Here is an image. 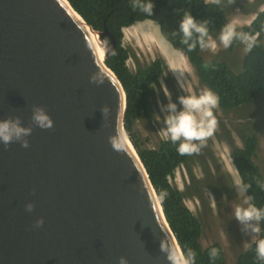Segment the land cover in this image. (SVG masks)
<instances>
[{"label":"water","instance_id":"obj_1","mask_svg":"<svg viewBox=\"0 0 264 264\" xmlns=\"http://www.w3.org/2000/svg\"><path fill=\"white\" fill-rule=\"evenodd\" d=\"M105 36L114 49L68 0H0V120L33 128L27 148L0 144V264H168L162 246L183 253L125 130ZM34 106L51 129L32 123Z\"/></svg>","mask_w":264,"mask_h":264},{"label":"trees","instance_id":"obj_2","mask_svg":"<svg viewBox=\"0 0 264 264\" xmlns=\"http://www.w3.org/2000/svg\"><path fill=\"white\" fill-rule=\"evenodd\" d=\"M72 7L97 32H105V28L112 33L116 40V55L109 54L106 65L115 73L124 87L127 96V108L124 118L125 130L144 164L159 198L161 200L166 220L174 233L183 253L192 250L195 253L196 264H226L225 251L221 243L214 242L208 246L201 243L207 216H212L210 208H206L203 215L194 214L184 203L183 192L171 183L176 170L185 165L189 156H180L175 145L164 139L155 148L147 147L135 133V124L147 118L150 114V99L153 95L154 83L158 82L164 73L165 59L158 57L145 68L133 72L128 61L130 54L123 45L125 28L146 20L160 24V33L171 46L182 52L194 67L200 81L212 89L219 96V108L224 112L243 105L257 103L259 95L264 92V45L259 43L248 52L241 61V56L233 47L224 56L214 53L213 59L208 60L197 47L188 52L180 42L177 32L178 24L186 10L199 19H208L209 28L213 36L228 21L229 13L236 4L205 3V0H153L154 15L147 17L143 13L133 11L130 0H68ZM241 30L262 32L264 30V16L261 14L251 27ZM177 32L176 35H173ZM110 43V37L105 36ZM242 146L234 147L231 153L232 162L238 172L241 184L249 185L248 195L253 197L257 207H264V175L256 163L259 149V139L256 135H243ZM221 193L217 194L220 195ZM230 195V193L228 192ZM220 204V203H219ZM259 238H264V223L261 224ZM218 250L215 259H210L209 251ZM236 264H259L256 260L255 243L239 251Z\"/></svg>","mask_w":264,"mask_h":264},{"label":"rangeland","instance_id":"obj_3","mask_svg":"<svg viewBox=\"0 0 264 264\" xmlns=\"http://www.w3.org/2000/svg\"><path fill=\"white\" fill-rule=\"evenodd\" d=\"M223 1L231 5L239 0ZM260 2L264 3V0ZM260 2L255 0L253 7L244 11L234 9L232 13L230 12L228 20L238 14L237 10L246 15L257 12ZM125 29L123 45L130 54L129 68L135 72L139 68H145L152 60L163 57L168 64L164 71L167 76L163 80L172 94L173 102H176L180 95L186 94L177 84L176 77L187 81L193 92L207 87L196 76V71L186 56L183 54L184 59H181L180 52L164 39L159 28L152 26V21L139 22ZM259 40L264 45V34ZM233 47L242 61L247 53L238 42L227 50L218 48L217 54L224 56ZM203 54L208 60L213 59L211 55H215L210 51H204ZM227 57H230L229 53ZM170 64H174L175 67L170 68ZM159 83L160 80L156 83L157 87ZM167 103L168 99L163 92L157 95L153 90L149 108L152 120L144 118L135 124V133L147 147L155 148L165 139L162 135L163 125L155 121L154 116L159 113V105ZM257 103L256 106L243 105L229 112L218 108L216 133L208 139L200 153L189 156L188 162L180 166L171 179V183L183 192L184 203L194 214L203 215L206 208L212 211L213 215L207 216L205 220L201 243L205 247L214 242L221 243L225 251L226 264H236L237 253L254 243L241 231V225L232 214V209L243 203V197L237 192V185L241 184V180L232 163L231 153L234 147L242 146L243 135H256L259 139L256 163L264 175V92L259 95ZM219 193L221 194L217 196Z\"/></svg>","mask_w":264,"mask_h":264},{"label":"clouds","instance_id":"obj_4","mask_svg":"<svg viewBox=\"0 0 264 264\" xmlns=\"http://www.w3.org/2000/svg\"><path fill=\"white\" fill-rule=\"evenodd\" d=\"M221 2L225 6L226 4L229 5L223 0H205V3L219 4ZM254 2L255 0H239L230 6L233 7L236 4L235 9L244 11L252 8ZM130 6L133 11L138 10L147 17L154 15L155 5L153 0H130ZM237 13L220 28L218 34L213 36L209 28L210 21L208 19L198 20L192 15L190 10H186L179 21L177 29L181 37L180 42L186 47L188 52H192L198 47L201 52L210 51L216 53L218 48L222 47L227 50L236 42L243 47L245 53L250 52L260 43L259 39L263 37L264 30L262 32H253L241 29L246 26L251 27L260 14L264 16V3L260 2L259 10L250 15H246L239 10H237ZM152 26L160 28V24L156 21H152ZM177 32H174L173 35H176ZM107 45L108 39L105 37L104 50L111 55H116L115 49L108 48ZM179 55L181 59H184L182 52ZM167 65L166 63L165 67ZM174 67V64H170V68ZM166 76L167 74L164 72L158 79V81L160 80L159 87L154 83L152 88L157 92V95L163 92L168 99L167 104L159 105L160 110L158 114H155L154 120L163 125L162 135L175 145L178 155L192 156L198 154L208 139L213 137L217 131L219 96L208 87H203L198 92H193L191 85L187 81L176 77L177 84L183 93L186 94L180 95L177 97V101L173 102L172 94L163 80ZM90 82L101 85L104 82V75L97 71L91 75ZM102 111L107 115L110 109L105 107ZM32 123L42 130L51 129L54 126V122L46 110L39 106L33 107ZM32 131V127L22 125L20 117L0 120V144L7 146L13 142H20L22 147L27 148L29 143L26 138L32 134ZM110 143H114V146L118 148L123 147V144L115 141H110ZM249 187L246 184L237 185V192L239 196L243 197V203L236 205L232 209V214L234 219L241 225V231L255 243L256 260L259 264H264V238L258 239V234L261 232V224L264 223V207L256 206L253 202V197L248 195ZM260 187L264 189V184H260ZM164 196L165 193L161 192L160 199L163 200ZM26 209L31 212L33 205L27 204ZM43 222L42 219L38 220L37 226L42 225ZM161 243L163 244V242ZM161 251L166 253L168 264H196L195 253L192 250L177 255L176 251L162 246ZM217 255L218 250L216 248L210 249V259H215ZM119 264H128V260L125 257H120Z\"/></svg>","mask_w":264,"mask_h":264},{"label":"bare ground","instance_id":"obj_5","mask_svg":"<svg viewBox=\"0 0 264 264\" xmlns=\"http://www.w3.org/2000/svg\"><path fill=\"white\" fill-rule=\"evenodd\" d=\"M144 25V24H143ZM88 33H89V35H90V37H91V39H92V41H93V43H94V45H95V47L97 48V51H98V53H99V55H100V57H101V59H103L104 60V58H103V50L101 49V48H99V42H98V39H97V37L94 35V34H92L91 32H90V30L88 29ZM162 43V42H161ZM166 47V46H165ZM165 49H167V48H165ZM172 52V51H171ZM173 53V52H172ZM166 56V55H165ZM168 56V55H167ZM181 61V60H180ZM182 62V61H181ZM183 63V62H182ZM174 70V69H173ZM175 72V71H174Z\"/></svg>","mask_w":264,"mask_h":264},{"label":"flooded vegetation","instance_id":"obj_6","mask_svg":"<svg viewBox=\"0 0 264 264\" xmlns=\"http://www.w3.org/2000/svg\"><path fill=\"white\" fill-rule=\"evenodd\" d=\"M258 103H255V106L257 105Z\"/></svg>","mask_w":264,"mask_h":264}]
</instances>
